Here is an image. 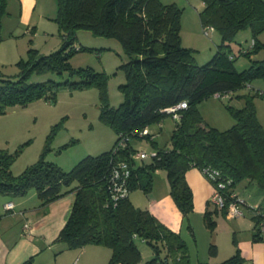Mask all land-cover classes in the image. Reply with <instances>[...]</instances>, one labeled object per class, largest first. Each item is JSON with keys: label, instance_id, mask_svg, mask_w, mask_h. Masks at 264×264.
<instances>
[{"label": "trees", "instance_id": "obj_1", "mask_svg": "<svg viewBox=\"0 0 264 264\" xmlns=\"http://www.w3.org/2000/svg\"><path fill=\"white\" fill-rule=\"evenodd\" d=\"M201 2L204 8L198 15L202 28L212 27L220 36L216 53L205 65H196L193 49L182 46V10L175 3L57 0L55 21L62 47L49 55H41L31 47L27 58L16 63L18 78L0 79L4 83L0 86V114L9 106H25L40 99L53 100L61 85L70 89L94 86L100 91V120L117 138L110 150L83 158L69 171L45 161L42 155L22 173L13 175L11 165L19 151L9 153L0 149L1 194L24 196L34 189L41 202L47 204L61 197L66 192L62 191L64 187L74 193L69 217L56 238L67 248L99 245L111 250L108 264H139L142 255L135 240L140 238L152 251L151 259L145 264H191L188 246L180 233L160 223L147 209L135 207L129 194L122 199L113 198L109 176L120 161H129V193L137 188L148 193L153 173L158 169L166 172L169 194L190 232L188 220L194 204L185 178L189 169L217 171L216 179L208 181L212 186L224 182L226 195L234 192L240 196L235 188L243 181L264 191V129L253 103L259 89L245 95L242 108L227 107L235 119V124L227 130L205 125L198 110V105L214 94L224 95L255 80L264 82V60L251 61L248 68L238 71L234 66L236 54L231 47L236 34L247 28L253 38L241 55L250 58L261 47L257 35L264 31V0ZM5 7L6 0H0V17ZM79 30L116 39L129 58L119 66L125 83L120 85L123 101L117 108L107 103L106 74L89 67L73 69L69 64L73 54L85 50L75 47ZM48 71L58 75L68 72L79 80L28 81L33 73ZM183 101L187 108L180 110L179 119L174 120L169 147L159 149L148 162L137 164L130 158L135 152L130 145L131 139L138 138L145 127L161 123L167 115L161 110ZM122 139H128L126 146L116 148ZM213 211L217 212L215 208ZM213 211L206 210L203 214V221L209 228L215 226ZM255 218L253 215V223ZM253 240L260 241L256 234ZM241 260L237 250L234 256L219 264H240ZM32 262L33 258H29L22 264Z\"/></svg>", "mask_w": 264, "mask_h": 264}, {"label": "rangeland", "instance_id": "obj_2", "mask_svg": "<svg viewBox=\"0 0 264 264\" xmlns=\"http://www.w3.org/2000/svg\"><path fill=\"white\" fill-rule=\"evenodd\" d=\"M160 1L164 4L175 3L181 8L182 46L193 49L196 65L208 63L217 51L220 36L216 31L208 34L204 32L198 15L201 0ZM56 15L57 0H6L5 11L0 17V79L18 78L16 63L27 58L31 47L36 48L41 55H49L62 47ZM252 38L251 30L247 28L239 31L231 44L233 54H236L234 66L238 71L248 68L251 61L264 60V31L257 35L261 47L250 58L241 55L240 52L251 45ZM75 47H83L85 50L73 54L69 59L70 66L73 69L89 67L95 72L106 74L107 103L111 108H117L123 101L120 85L125 83L124 73L119 66L129 60L120 43L113 38L95 36L89 31L79 30L76 33ZM68 79L79 80L68 72L58 75L48 71L42 74L33 73L28 81L39 83L53 80L63 83ZM2 85L4 83L0 80V86ZM250 86L252 88L244 86L222 98L210 97L203 100L198 105L203 123L220 131L234 125L235 119L227 107L242 108L245 105V95L254 94L256 89L264 91V82L261 80L253 81ZM253 103L257 118L264 129V98L255 94ZM101 107L102 99L97 87L70 89L67 85L59 87L53 100L40 99L25 106L7 107L5 113L0 114V149L9 153L19 151L11 165L12 174L19 175L42 155L45 161L69 171L83 158L110 150L117 138L113 130L100 120ZM161 123V129L158 123L148 126L154 135L153 140L146 137L132 138V148L151 156L159 149L169 147L175 122L170 115H166ZM149 160L147 158L144 161ZM151 184L149 192L153 190L159 195L169 194V184L163 169L153 173ZM235 190L247 202V206L243 207L244 216L223 219L217 213L219 211L214 212L212 209L211 215L216 224L209 228L203 221V210L194 206L188 220L192 232L187 228V222H182L181 235L192 256V264H218L234 256L239 249H250L253 226L251 208L259 206L264 209V191L247 181L238 184ZM31 191L35 190L31 189L28 193ZM131 192H134V203L137 206L144 209L149 207V192L138 188ZM135 242L142 253L140 264H145L151 259L152 251L140 238ZM260 242L264 244L263 241ZM68 252L70 251L58 257L60 264L67 262L71 256ZM240 264L257 262L255 259H244Z\"/></svg>", "mask_w": 264, "mask_h": 264}, {"label": "crops", "instance_id": "obj_3", "mask_svg": "<svg viewBox=\"0 0 264 264\" xmlns=\"http://www.w3.org/2000/svg\"><path fill=\"white\" fill-rule=\"evenodd\" d=\"M203 8L204 4L201 2L198 13ZM213 31L215 32V30ZM161 128L162 123L159 126V129ZM185 178L193 193L194 206L201 208L203 214L206 210H214V207L208 204L213 188L201 171L197 168H191L186 172ZM68 189L64 187L62 191L66 192L57 200L47 204L41 202L36 191H31L24 196L0 193V264H22L29 258H33L32 264H60L58 257L67 251H70L68 253H71V256L64 264H73L74 262L76 264H108L111 253L107 247L86 245L81 249L72 250L63 243L56 241L73 205L74 193ZM149 195L150 204L147 210L167 228L181 234L182 216L171 196L169 194L159 195L153 190L149 192ZM129 199L135 207H139L134 203V192L129 193ZM8 202L13 204L11 211L5 210L4 205ZM10 212H13L12 217L9 216ZM217 213L223 219H229L225 214ZM213 221L216 224L214 219ZM25 225H27L26 229ZM254 234L253 223L250 249L247 251L239 249V254L242 260L251 259L254 261L255 259L257 264H264V256H262L264 244L260 241H254ZM190 258L192 264L191 254Z\"/></svg>", "mask_w": 264, "mask_h": 264}, {"label": "built area", "instance_id": "obj_4", "mask_svg": "<svg viewBox=\"0 0 264 264\" xmlns=\"http://www.w3.org/2000/svg\"><path fill=\"white\" fill-rule=\"evenodd\" d=\"M203 30L205 33L208 34L209 32H212L214 29L212 27H207ZM247 86L252 88L250 85ZM230 93L231 92L226 93L224 95L214 94V97L222 98L223 96L229 95ZM258 93L264 98V91L258 90ZM186 108H187V103L183 101L175 106L163 109L161 110V112L170 115L173 118V120H178L180 117L179 111ZM158 125L161 126V123H158ZM144 137H149L151 140H153L154 138V135L151 133L148 126L138 133V138H144ZM127 141L128 139L119 140L116 148H124L127 144ZM155 155L156 153H154L151 156H148L143 151L135 150V152L131 154L130 158L132 157L135 161H144L145 159L151 158L152 156ZM130 171L131 170H130L129 161H120L117 163V165L113 166L111 174L109 176V182H110L111 193L115 200L122 199L128 196L129 194L128 178L130 176ZM201 173L205 178H207V180L211 179V181L215 180L216 177L218 176L217 171H209L207 169L202 170ZM212 188H213V192L208 199L209 204H212L217 211L225 214L227 217L238 218L244 216L243 207L247 206V202L243 197L238 196L234 192L228 195L224 194L223 190L225 189V184L222 181L217 182V184L215 186H212ZM4 207L5 210L11 211L13 209V204L11 202H8L4 205ZM251 212L256 217L254 220L255 234L258 236V238L261 241L264 242V209L255 206L251 208ZM10 215H13V212H10ZM24 227L26 229L27 225H25ZM73 264H76V262H74Z\"/></svg>", "mask_w": 264, "mask_h": 264}]
</instances>
